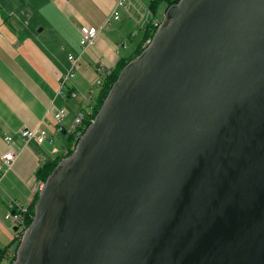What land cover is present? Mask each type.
Returning <instances> with one entry per match:
<instances>
[{
  "label": "water",
  "instance_id": "95a60500",
  "mask_svg": "<svg viewBox=\"0 0 264 264\" xmlns=\"http://www.w3.org/2000/svg\"><path fill=\"white\" fill-rule=\"evenodd\" d=\"M14 264H264V0H181L47 181Z\"/></svg>",
  "mask_w": 264,
  "mask_h": 264
},
{
  "label": "crops",
  "instance_id": "0c3cea01",
  "mask_svg": "<svg viewBox=\"0 0 264 264\" xmlns=\"http://www.w3.org/2000/svg\"><path fill=\"white\" fill-rule=\"evenodd\" d=\"M118 1L0 0V155H17L0 175V264H9L22 242L21 229L7 215L27 212L35 186L50 172L48 165H59L74 148L77 116L91 115L107 75L122 61L133 59L132 64L141 56L153 25L164 24L172 8L164 1L153 8V0H129L115 21ZM109 19L95 45L85 50L81 28H100ZM71 54L78 59L75 77L59 96ZM63 108L67 115L57 131L54 114ZM39 127L47 130L48 140L25 144L21 131Z\"/></svg>",
  "mask_w": 264,
  "mask_h": 264
},
{
  "label": "built area",
  "instance_id": "2783aa9c",
  "mask_svg": "<svg viewBox=\"0 0 264 264\" xmlns=\"http://www.w3.org/2000/svg\"><path fill=\"white\" fill-rule=\"evenodd\" d=\"M129 5V0H119L116 6L115 11L113 12L112 19L115 21L120 20V10H126ZM111 19L107 20L106 23L100 27V28H94V27H82L81 28V45L82 47L86 50L92 46L95 45V42L97 40V37L99 34L102 32V30L107 29V26L110 24ZM163 23H160L159 21L156 23L157 26V32L155 35L147 41V43L144 45V52L148 51V49L153 45V40L158 31L162 28ZM70 63H71V69L69 72L64 75L61 79V87L59 90V96H64L65 95V90L67 88V85L75 77V69L77 67L78 59L73 55H69L68 57ZM102 80L98 81V84H101ZM73 96L75 94L73 93ZM67 115V110L66 109H60L57 113L54 114V119L57 123V131L61 130L62 128V120L63 118ZM85 120V115L83 113L79 114L75 120L76 125H78L80 128L77 130V138L80 140L85 133H82V127L81 125L83 124ZM95 120L92 121V124L94 123ZM91 124V125H92ZM90 125V126H91ZM21 137L24 141L25 144H28L30 142H37L39 144L45 143L48 138V132L44 127H39V128H25L21 131ZM53 140V139H52ZM6 142H11L12 138L11 137H6L5 139ZM15 153L13 151H9L6 154L0 155V175H3L7 170H9L15 160H16ZM47 182H39L34 190V196L35 195H40L46 188ZM24 212L20 213H9L6 217L7 220L12 222V225L17 226L18 228L21 229V241L24 240L25 236L27 235L28 229L24 230L23 229V218Z\"/></svg>",
  "mask_w": 264,
  "mask_h": 264
},
{
  "label": "trees",
  "instance_id": "16d2710c",
  "mask_svg": "<svg viewBox=\"0 0 264 264\" xmlns=\"http://www.w3.org/2000/svg\"><path fill=\"white\" fill-rule=\"evenodd\" d=\"M161 1L167 2L169 7H174V6L178 5L181 0H153V3H154L153 8H155ZM156 32H157V28L153 25L152 31H151V36L148 39H151L155 35ZM143 52H144V47H142L141 50L139 51V55H142ZM131 60H133V59L122 61L120 63L121 65L115 71H111L107 75V77L104 79L103 91L99 95L98 103L95 104V106L91 112V115L88 118H85L83 125H82V128H81L82 133H86L87 129L92 124V121L98 117L106 99L108 98L113 87L115 86V84L119 80L121 72L123 71L124 68H126L130 65ZM79 141L80 140L77 138L75 143H74V148L68 152L67 158H69L70 156H72L75 153L76 147H77ZM57 166H58V163L48 165V167L50 168V172L48 173L46 178H43V180L45 182H46L47 178L49 177V175H51L53 173L54 169ZM39 196L40 195L37 194L33 197L30 207L27 209V212L23 216V218H24L23 229L24 230L29 229L34 222L35 213H36V205H37V202L39 200ZM16 260H17V255L15 254L11 258L9 264H14L16 262Z\"/></svg>",
  "mask_w": 264,
  "mask_h": 264
},
{
  "label": "rangeland",
  "instance_id": "374dc122",
  "mask_svg": "<svg viewBox=\"0 0 264 264\" xmlns=\"http://www.w3.org/2000/svg\"><path fill=\"white\" fill-rule=\"evenodd\" d=\"M177 6V5H176ZM71 157V156H70Z\"/></svg>",
  "mask_w": 264,
  "mask_h": 264
}]
</instances>
